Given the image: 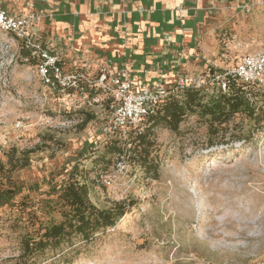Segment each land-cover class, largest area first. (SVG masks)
<instances>
[{
  "label": "rangeland",
  "instance_id": "rangeland-1",
  "mask_svg": "<svg viewBox=\"0 0 264 264\" xmlns=\"http://www.w3.org/2000/svg\"><path fill=\"white\" fill-rule=\"evenodd\" d=\"M260 2L254 7L264 9ZM0 9L30 13L14 0H0ZM230 11L215 28L219 52L195 73L208 95L219 87L213 74L264 51V18H252L253 10ZM39 37L37 44L48 50ZM22 49L0 30V188L14 193L0 206V264H14L21 235L34 234L32 224L59 219L51 200L72 173L87 184L96 207L132 204L73 264H264V122L253 126L236 115L212 134L194 114L177 132L155 127L148 160L156 167L145 169L108 153L114 139L123 141L103 134L108 94L94 83L69 93L49 88L38 77L39 60L24 57ZM57 51L52 55L62 66V45ZM71 63L90 81L99 76L77 58ZM253 90L264 99V85ZM87 114L92 118L82 125Z\"/></svg>",
  "mask_w": 264,
  "mask_h": 264
},
{
  "label": "crops",
  "instance_id": "crops-1",
  "mask_svg": "<svg viewBox=\"0 0 264 264\" xmlns=\"http://www.w3.org/2000/svg\"><path fill=\"white\" fill-rule=\"evenodd\" d=\"M14 1L38 16L36 29L49 53L62 45L64 71L80 72L71 63L77 58L99 74L125 72L136 90L157 81L170 86L181 75L202 80L195 73L219 52L215 28L228 10L264 18V9L254 7L259 0Z\"/></svg>",
  "mask_w": 264,
  "mask_h": 264
},
{
  "label": "trees",
  "instance_id": "trees-1",
  "mask_svg": "<svg viewBox=\"0 0 264 264\" xmlns=\"http://www.w3.org/2000/svg\"><path fill=\"white\" fill-rule=\"evenodd\" d=\"M22 50L24 57H30L29 50ZM253 89L255 86L234 80L226 85L224 91L219 86L210 95L204 89L189 88L176 92L146 120L147 126L141 132L131 130L126 135L116 134L123 141L114 139L107 148L108 153L137 162L145 169L155 168L148 160L151 147L149 133L158 126L177 132L188 115L196 114L205 119L212 134H216L217 127L221 125L227 127L236 115H243L249 125L260 126L264 122V99L257 100ZM91 118L92 115L87 114L82 125ZM241 137L234 139L238 141ZM88 189L87 184L78 181L74 173L59 186L56 200H51L59 219L47 225L39 224L37 228L32 224L34 234L25 232L21 235L20 254L14 264H38L47 258L51 264H73L88 253L98 235L115 227L132 205L116 202L109 208H98L90 201ZM13 197L12 190L0 188V206L9 204Z\"/></svg>",
  "mask_w": 264,
  "mask_h": 264
},
{
  "label": "built area",
  "instance_id": "built-area-1",
  "mask_svg": "<svg viewBox=\"0 0 264 264\" xmlns=\"http://www.w3.org/2000/svg\"><path fill=\"white\" fill-rule=\"evenodd\" d=\"M260 3L264 6V0ZM37 21L38 16L33 12L18 16L0 9V30L11 34L20 41L23 49L30 51L31 58L36 57L39 60L36 65L37 74L44 85L69 93L82 89V84L88 83L92 86L94 83L103 93L109 95L110 112L102 126L104 136L126 135L131 130L141 132L146 120L155 115L157 109L170 96L189 88L194 90L204 88V81L200 78L187 80L182 75L170 86L163 81H157L142 84L136 90L125 72L117 71L112 74L101 72L94 81L76 71L66 72L60 66L56 55L50 54L41 44H37ZM212 80L223 91L226 85L234 80L255 87L264 85V51L240 57L232 69L213 74ZM120 164L118 162V165Z\"/></svg>",
  "mask_w": 264,
  "mask_h": 264
}]
</instances>
